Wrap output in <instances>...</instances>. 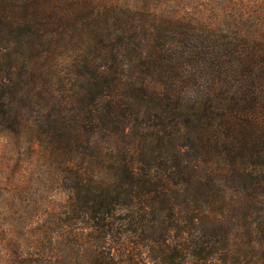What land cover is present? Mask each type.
Returning a JSON list of instances; mask_svg holds the SVG:
<instances>
[{
  "label": "trees",
  "instance_id": "obj_1",
  "mask_svg": "<svg viewBox=\"0 0 264 264\" xmlns=\"http://www.w3.org/2000/svg\"><path fill=\"white\" fill-rule=\"evenodd\" d=\"M0 145V264H264V0H0Z\"/></svg>",
  "mask_w": 264,
  "mask_h": 264
},
{
  "label": "rangeland",
  "instance_id": "obj_2",
  "mask_svg": "<svg viewBox=\"0 0 264 264\" xmlns=\"http://www.w3.org/2000/svg\"><path fill=\"white\" fill-rule=\"evenodd\" d=\"M28 157L29 151L19 148L11 152L7 146L0 145V182L3 184L0 221L3 225L24 229L25 233L38 225L47 212L58 211L61 199L51 185L45 186L44 190L43 186L40 190L36 189L37 185L29 178L25 167ZM19 231L18 235H24Z\"/></svg>",
  "mask_w": 264,
  "mask_h": 264
}]
</instances>
